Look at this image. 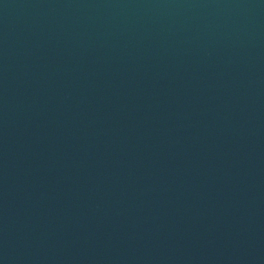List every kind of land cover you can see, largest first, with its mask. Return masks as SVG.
<instances>
[{
	"label": "water",
	"instance_id": "water-1",
	"mask_svg": "<svg viewBox=\"0 0 264 264\" xmlns=\"http://www.w3.org/2000/svg\"><path fill=\"white\" fill-rule=\"evenodd\" d=\"M0 264H264V0H0Z\"/></svg>",
	"mask_w": 264,
	"mask_h": 264
}]
</instances>
